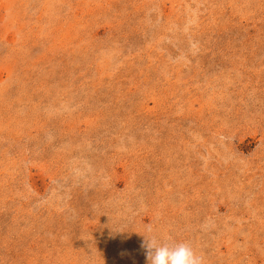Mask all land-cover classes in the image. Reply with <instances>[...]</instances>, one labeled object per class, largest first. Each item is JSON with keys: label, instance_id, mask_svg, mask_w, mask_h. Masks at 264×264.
I'll use <instances>...</instances> for the list:
<instances>
[{"label": "rangeland", "instance_id": "1", "mask_svg": "<svg viewBox=\"0 0 264 264\" xmlns=\"http://www.w3.org/2000/svg\"><path fill=\"white\" fill-rule=\"evenodd\" d=\"M264 264V0H0V264Z\"/></svg>", "mask_w": 264, "mask_h": 264}, {"label": "clouds", "instance_id": "2", "mask_svg": "<svg viewBox=\"0 0 264 264\" xmlns=\"http://www.w3.org/2000/svg\"><path fill=\"white\" fill-rule=\"evenodd\" d=\"M144 237L147 264H205V258L187 241L161 239L151 230Z\"/></svg>", "mask_w": 264, "mask_h": 264}]
</instances>
